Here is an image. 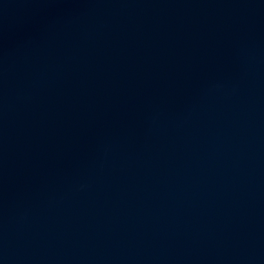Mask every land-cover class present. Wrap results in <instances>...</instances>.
I'll list each match as a JSON object with an SVG mask.
<instances>
[{
  "label": "water",
  "instance_id": "1",
  "mask_svg": "<svg viewBox=\"0 0 264 264\" xmlns=\"http://www.w3.org/2000/svg\"><path fill=\"white\" fill-rule=\"evenodd\" d=\"M0 264H264V0H0Z\"/></svg>",
  "mask_w": 264,
  "mask_h": 264
}]
</instances>
